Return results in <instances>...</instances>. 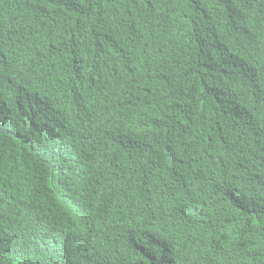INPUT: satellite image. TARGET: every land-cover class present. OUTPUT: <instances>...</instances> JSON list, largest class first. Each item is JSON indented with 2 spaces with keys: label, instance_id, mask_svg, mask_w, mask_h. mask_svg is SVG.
<instances>
[{
  "label": "trees",
  "instance_id": "16d2710c",
  "mask_svg": "<svg viewBox=\"0 0 264 264\" xmlns=\"http://www.w3.org/2000/svg\"><path fill=\"white\" fill-rule=\"evenodd\" d=\"M0 264H264V0H0Z\"/></svg>",
  "mask_w": 264,
  "mask_h": 264
}]
</instances>
